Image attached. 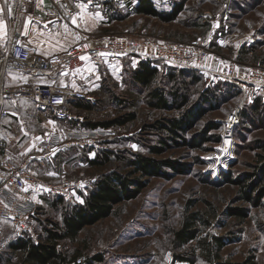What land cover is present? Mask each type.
Instances as JSON below:
<instances>
[{
  "label": "rangeland",
  "instance_id": "obj_1",
  "mask_svg": "<svg viewBox=\"0 0 264 264\" xmlns=\"http://www.w3.org/2000/svg\"><path fill=\"white\" fill-rule=\"evenodd\" d=\"M178 1L162 0V6L170 9ZM117 13L121 18L100 24L96 32L83 37L110 34L147 39L162 36L189 42L214 32L218 43L210 58L220 62V69H224L232 60L241 65L240 70L264 64V0H187L178 17L170 22L138 12L127 14V10H118ZM136 56L139 55L115 57L121 58L122 64L112 73L102 68V85L97 90V103L90 110L78 112L85 120L110 119L131 111H135L137 117L123 125L96 128L98 132L91 141L87 139V128L83 123L73 126L69 120L57 121L60 128L73 126L81 131L75 136L64 135L62 150L44 163H35V167L42 177L50 181L65 176L93 183L102 172L127 170V160L133 153L140 152L157 158H176L188 164L187 170L174 172L167 168L169 176L149 177L138 196L117 204L111 215L87 225L77 239L61 240L60 249L69 259L102 253V264H213L203 245L213 236H220L225 241L220 250L222 259L242 261L254 255L257 264H264V198L261 204L245 201L240 198V186L227 176L242 177L254 169L259 159L258 153L262 152L257 140L264 139V126L249 125L247 130L238 132L235 127L232 131L234 147L231 162L217 177L210 175L206 169L212 162L208 155L213 154L220 145L222 127L205 133L210 121L220 123V119L236 107L251 102L254 95L264 94V88L248 83L245 99L241 93L223 100L196 121L187 132V139L194 140L195 144L177 145L171 142L164 152L155 154L150 151V146L159 144L160 138L166 134L152 125L158 120L180 115L181 110L152 106L149 91L153 87L163 88L168 95L175 90L188 92L194 102L202 86L230 82L220 75L199 71L202 81L192 82L191 76L178 74L179 68L161 65L158 66L157 80L149 87L142 86L131 78V70L138 66ZM170 70L176 72L174 78L167 74ZM42 115L28 96L23 104L11 108L10 116L5 120L19 131L42 134ZM4 121L2 125H5ZM216 135L220 137L219 141L213 139ZM225 144L228 143H223V146ZM100 149L110 150L114 155L105 164L90 165L86 158L95 157ZM88 190L81 191L79 203ZM56 197L60 196L46 195L37 199L38 209L32 220L33 234L19 232L2 222L0 264H17L20 260V252L10 249V241L24 233L37 240L46 225L61 222L62 205L53 203ZM187 206L190 211L199 210L203 214L205 221L199 224V238L203 240L199 242L196 239L179 245L174 243L173 232L181 226ZM232 207L247 208L249 214L246 217L232 214ZM179 254L192 259L193 263L176 258Z\"/></svg>",
  "mask_w": 264,
  "mask_h": 264
},
{
  "label": "built area",
  "instance_id": "obj_2",
  "mask_svg": "<svg viewBox=\"0 0 264 264\" xmlns=\"http://www.w3.org/2000/svg\"><path fill=\"white\" fill-rule=\"evenodd\" d=\"M26 1L10 0L11 13L8 14V19L11 33L6 42L0 41V123L10 115L7 102L15 105V98L19 95L31 97L39 111H49L60 120L72 116L69 98L84 99L91 104L97 103V97L93 94L83 90H69L54 84L34 83L30 87L24 85L12 87L7 84L9 71L45 76L71 74L83 67L87 61L103 65L108 60L120 56L139 55L156 66L193 68L204 74L220 75L241 89L243 99L248 94V83L264 88V64L240 70L241 65L232 60L224 69H220V62L210 58L218 43L214 32L191 39L189 42L167 39L162 36L141 39L105 34L95 38L83 37L59 52L49 55L40 54L30 48L14 30L20 14L25 9ZM88 1L102 4L128 0ZM53 8L63 20H67L80 12V0H55ZM143 32L145 34V30ZM241 106L220 119L222 131L219 146L228 143L229 151L222 154L219 160H210L212 162L206 171L213 177L224 172L231 162L232 155L230 154L233 153L234 147L232 131L240 123ZM95 132L98 131L86 133L89 141L94 139ZM69 133L75 136V133ZM63 139V136L57 132L49 133L31 150L18 153L12 149L7 138L0 137V235L2 222L8 223L19 232L33 234L32 220L38 209V198L46 195H59L73 205H77L81 191H86L92 186L89 180H73L65 176H60L56 181H50L37 171L35 163H44L58 154L63 148ZM84 260V256L80 255L68 264H82Z\"/></svg>",
  "mask_w": 264,
  "mask_h": 264
},
{
  "label": "trees",
  "instance_id": "obj_3",
  "mask_svg": "<svg viewBox=\"0 0 264 264\" xmlns=\"http://www.w3.org/2000/svg\"><path fill=\"white\" fill-rule=\"evenodd\" d=\"M186 1L180 0L173 3L170 9H165L156 6L154 0H137L134 9L140 14L170 22L178 17L184 9ZM119 14H114L113 19L121 18ZM158 68L150 60L141 59L138 66L131 70V78L134 82L149 87L158 78ZM167 74L173 78L176 76V72L172 70L168 71ZM178 74L191 76L192 82L202 81V75L196 69L179 68ZM241 93V89L236 85L222 81L214 85L202 86L198 99L192 102L191 94L188 92L175 90L171 95H168L163 88L153 87L149 91L150 104L152 106L161 109L178 108L181 113L165 120H158L152 125L163 130L166 135L160 138L159 144L151 145L150 151L155 154H161L170 146L171 142L177 145L195 144L194 140L187 139V132L194 126L196 121L208 109H212L223 100L225 101ZM97 94L98 91H95L94 95L97 96ZM68 102L70 109L77 112L84 109L90 110L94 107L89 101L80 98H69ZM239 114L241 120L236 126L237 132L247 130L249 125L264 126V94L254 95L251 102H245L240 107ZM136 117L137 113L131 111L110 119L77 120L68 118L65 120H69L73 126L83 123L82 125L87 129H96L123 125ZM220 127L219 122L210 121L205 133ZM205 137L207 138V136ZM240 138L244 139L243 136H240ZM213 139L219 141L220 137L216 135ZM257 146L262 152L258 153L259 159L254 169L245 173L242 177L227 176L231 182L240 186V198L254 204H261V200L264 198V139H258ZM113 155L114 153L110 150L100 149L95 157H87L86 161L90 165H102L108 162ZM187 165V163L173 157L157 158L152 155L135 152L127 160V170L111 169L98 175L93 180L88 192L83 195L81 203L71 205L62 196L56 197L53 203H61L62 205V220L60 223L55 222L51 226L46 225L37 240L24 233L10 241V249L21 254L17 264H68L80 255L69 259L67 254L59 247L61 240L77 239L80 232L87 225L94 224L100 219L111 215L115 211L117 204L138 196L146 186L149 177L169 176L170 172L167 168H171L174 172H184L187 170ZM231 213L241 217H246L249 214L248 209L242 207H232ZM204 221L203 214L199 210L190 211L189 206H187L181 226L173 232L174 243L185 245L196 239L201 242L203 239L199 238L201 232L199 224ZM204 242L206 244L203 246L207 249L208 256L212 259L213 264H257L254 255H249L242 261L222 259L220 250L225 245L223 237L213 236L212 240ZM84 258L85 260L82 264H102L104 260L102 253H95ZM176 258L190 260L193 263L192 259L180 254ZM7 260L10 261L9 257Z\"/></svg>",
  "mask_w": 264,
  "mask_h": 264
},
{
  "label": "crops",
  "instance_id": "obj_4",
  "mask_svg": "<svg viewBox=\"0 0 264 264\" xmlns=\"http://www.w3.org/2000/svg\"><path fill=\"white\" fill-rule=\"evenodd\" d=\"M55 0H27L25 3V9L20 14L18 21L14 27L15 33L34 51L49 55L55 52L62 51L72 44L79 41L83 36L94 33L98 30L100 24H107L113 19L114 14L118 10H127V14L136 13L134 5L137 0H128L118 3H92L88 0H80V12L69 17L67 20H63L60 14L54 10ZM10 0H0V8L4 11H0V41L6 42L11 33V25L9 23L7 11ZM156 6L164 8L162 6V0H154ZM165 9H168L165 7ZM57 24V26H54ZM138 63L142 59L139 56ZM137 63V64H138ZM122 64L121 58H115L108 60L104 65L98 66L91 61H87L86 64L72 72L71 74H57L51 76L34 75L30 73H17L15 71L8 72L7 84L16 87L24 85L30 87L34 83L40 84H54L65 87L69 90H83L86 93L93 94L101 87V69H108L109 72H114ZM26 95H19L15 98V105L11 102H7V106L10 108L19 104H23ZM34 101V100H33ZM43 119L41 125L43 127L42 134L34 132L19 131V128L8 125L7 120H3L5 125L0 123V137L7 138L12 146V149L16 152H27L31 150L36 143L47 137L49 133H59L66 136L69 132L77 133L81 130L77 127L66 126L60 128L57 126V121L60 120L54 117L49 112H42ZM10 116V115H9ZM71 118L81 120L79 112L72 111ZM7 124V125H6ZM96 129H86L85 132L90 133ZM23 132V133H22ZM70 134V133H69Z\"/></svg>",
  "mask_w": 264,
  "mask_h": 264
},
{
  "label": "bare ground",
  "instance_id": "obj_5",
  "mask_svg": "<svg viewBox=\"0 0 264 264\" xmlns=\"http://www.w3.org/2000/svg\"><path fill=\"white\" fill-rule=\"evenodd\" d=\"M228 149H229L228 144L227 145L225 144L224 146L222 144L221 146H219V148L216 150V152L208 155V158L214 159V160H219L223 156L222 154H224L226 151H229ZM230 155H232V152Z\"/></svg>",
  "mask_w": 264,
  "mask_h": 264
},
{
  "label": "snow or ice",
  "instance_id": "obj_6",
  "mask_svg": "<svg viewBox=\"0 0 264 264\" xmlns=\"http://www.w3.org/2000/svg\"><path fill=\"white\" fill-rule=\"evenodd\" d=\"M5 4H7V0H5ZM0 11H4V9L3 8H0ZM7 11L9 13H11V7L10 6L8 7ZM0 24H2V21H0ZM81 59H85V57H81Z\"/></svg>",
  "mask_w": 264,
  "mask_h": 264
}]
</instances>
